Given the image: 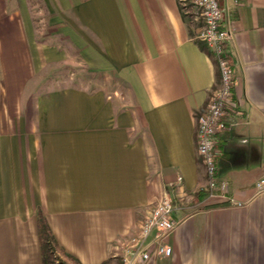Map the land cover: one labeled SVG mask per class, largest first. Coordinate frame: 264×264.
Segmentation results:
<instances>
[{"label": "crops", "instance_id": "crops-1", "mask_svg": "<svg viewBox=\"0 0 264 264\" xmlns=\"http://www.w3.org/2000/svg\"><path fill=\"white\" fill-rule=\"evenodd\" d=\"M61 1L92 75L0 132V264H44L39 212L82 264H127L130 238L164 193L183 205L173 252L134 264H264V0H220L236 78V112L217 142L228 189L199 199L196 115L219 72L194 39L198 22L179 0ZM21 25L7 37L28 46Z\"/></svg>", "mask_w": 264, "mask_h": 264}, {"label": "rangeland", "instance_id": "rangeland-1", "mask_svg": "<svg viewBox=\"0 0 264 264\" xmlns=\"http://www.w3.org/2000/svg\"><path fill=\"white\" fill-rule=\"evenodd\" d=\"M188 19L193 21L191 16ZM20 20L27 26L28 46L17 35L7 37L22 32ZM74 30L61 0H0V132L21 127V112L28 111L32 117L48 92L81 87L77 85L91 77L86 66L78 63ZM110 89L120 92V88ZM54 248L48 264H77L60 247Z\"/></svg>", "mask_w": 264, "mask_h": 264}, {"label": "built area", "instance_id": "built-area-1", "mask_svg": "<svg viewBox=\"0 0 264 264\" xmlns=\"http://www.w3.org/2000/svg\"><path fill=\"white\" fill-rule=\"evenodd\" d=\"M184 15L200 21L194 39L209 47L219 72V80L210 90L206 105L197 113V149L205 168L207 194L226 191L228 184L217 176L218 136L229 126L230 112H236L231 97L235 86V70L228 57L227 43L231 30L226 25V10L220 0H179ZM183 178L180 176L179 181ZM263 182V181H262ZM262 189L261 183L258 184ZM183 205L174 202L168 193L148 208L139 223L138 232L130 238L127 264L146 261L155 256H170L173 252L168 239L180 222L173 218Z\"/></svg>", "mask_w": 264, "mask_h": 264}, {"label": "trees", "instance_id": "trees-1", "mask_svg": "<svg viewBox=\"0 0 264 264\" xmlns=\"http://www.w3.org/2000/svg\"><path fill=\"white\" fill-rule=\"evenodd\" d=\"M200 44H202V46L204 47L202 42H200ZM228 57H229V54H228ZM206 193H207V191L206 192L201 191L194 196V199H199L200 197H202ZM38 225H39V231H40V243L42 246L43 261H44V264H48V262L50 261L51 255H53V253L55 251L54 247L55 246L60 247V245H59L58 241L56 240V237L54 236V233L52 232V229H51L47 219L45 218V216L43 215L42 212H39V214H38ZM68 255L73 260H75L77 264H82L73 255H70V254H68ZM62 263L66 264L64 261Z\"/></svg>", "mask_w": 264, "mask_h": 264}]
</instances>
